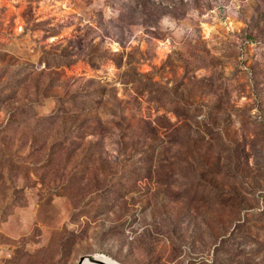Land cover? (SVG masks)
<instances>
[{"label": "rangeland", "instance_id": "rangeland-1", "mask_svg": "<svg viewBox=\"0 0 264 264\" xmlns=\"http://www.w3.org/2000/svg\"><path fill=\"white\" fill-rule=\"evenodd\" d=\"M264 264V0H0V264Z\"/></svg>", "mask_w": 264, "mask_h": 264}, {"label": "water", "instance_id": "water-1", "mask_svg": "<svg viewBox=\"0 0 264 264\" xmlns=\"http://www.w3.org/2000/svg\"><path fill=\"white\" fill-rule=\"evenodd\" d=\"M75 264H107L95 254L81 255L77 258Z\"/></svg>", "mask_w": 264, "mask_h": 264}, {"label": "bare ground", "instance_id": "bare-ground-1", "mask_svg": "<svg viewBox=\"0 0 264 264\" xmlns=\"http://www.w3.org/2000/svg\"><path fill=\"white\" fill-rule=\"evenodd\" d=\"M98 258L105 261L107 264H118L117 262L113 261L112 259L105 257V256H97Z\"/></svg>", "mask_w": 264, "mask_h": 264}]
</instances>
